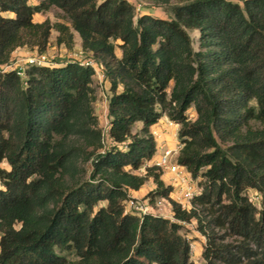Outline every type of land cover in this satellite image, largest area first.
I'll list each match as a JSON object with an SVG mask.
<instances>
[{"label":"trees","instance_id":"trees-1","mask_svg":"<svg viewBox=\"0 0 264 264\" xmlns=\"http://www.w3.org/2000/svg\"><path fill=\"white\" fill-rule=\"evenodd\" d=\"M32 1L0 0V264H194L180 233L192 221L203 264H264V208L246 194L264 202V0H137L168 19L136 16L129 0ZM53 8L67 23L34 21ZM52 31L69 51L76 33L102 69L105 135L90 67L3 70L18 48L47 52ZM162 118L179 127L177 164L202 179L189 211L156 168L135 173L156 155L150 129ZM149 178L145 198L167 200L173 221L124 214Z\"/></svg>","mask_w":264,"mask_h":264},{"label":"built area","instance_id":"built-area-1","mask_svg":"<svg viewBox=\"0 0 264 264\" xmlns=\"http://www.w3.org/2000/svg\"><path fill=\"white\" fill-rule=\"evenodd\" d=\"M142 8L141 4H136V12ZM66 62H77L81 66L90 67L94 74L105 79V75L98 64L91 58L89 53L81 49L74 50L67 54ZM58 64L52 62L45 53H38L36 50L16 49L12 55L9 64L3 67L4 71H15L21 79L25 78L26 69L31 66H56ZM160 121L151 128V134L156 143V155L147 163V167L156 168L163 175H169L168 184L172 187L171 199L178 203L182 209L189 211L192 208L193 198L201 192V188L195 184L187 170L177 164L179 143H175L173 148H164L161 145L162 127ZM169 127H174L172 136H177L178 125L167 120ZM175 132V133H174ZM256 195V193H255ZM257 196V195H256ZM124 214L135 215L142 217L146 214H152L167 218L173 221V213L169 207L167 200L159 198L151 203L149 199H136L129 197L124 203Z\"/></svg>","mask_w":264,"mask_h":264},{"label":"rangeland","instance_id":"rangeland-1","mask_svg":"<svg viewBox=\"0 0 264 264\" xmlns=\"http://www.w3.org/2000/svg\"><path fill=\"white\" fill-rule=\"evenodd\" d=\"M189 1H191V0H170V5H182V4H185ZM232 1L237 2L238 0H232ZM130 2L134 3L135 5L141 4V3L137 2L136 0H130ZM147 6L152 7L154 9V11L156 10V14H154L153 17L168 19L169 15L166 11L167 10L166 6H164V7H153L149 4H147L146 6L142 5L141 10L136 12V16L142 14L144 8H147ZM4 16H6V15L4 14ZM45 18L49 19V21L52 23H55L58 20L61 22L67 23V20L64 17V15L61 14V12H59V10L54 9V8L51 9V11L46 14ZM187 33L191 39V45H192L193 50L197 51L198 46H199V44H198V37H199L198 31L187 30ZM56 35L57 34L55 31L51 32L50 41H52L51 42L52 47L49 50H47V55L52 62H54L58 65H62L64 63H66V61L68 59L67 54L69 52L74 51V49L75 50H78V49H77L76 45H74V49L70 50V51L64 47H57L53 42ZM74 38L76 40L77 35H75ZM74 44H76V42H74ZM115 52L118 56H120V51L118 48L115 49ZM92 88L95 92V101L92 104L93 112H94V115L97 117L98 127L101 129L102 133L105 135V132L107 129V122H108L107 121V111H106V101H107V98L109 97V94H110L109 93V83L106 79H102L101 77L94 74L93 82H92ZM187 115H188L189 119L192 121L195 120L197 117L193 108L188 110ZM160 122L161 123L159 126L163 128L162 133H161L162 137L160 140L161 145L164 148H173L175 143H179L177 136L176 137L172 136L173 131H174V127H169L167 120L163 119V121H160ZM258 126H259V124L255 125V127H258ZM141 127H142V124H140V123L134 125L132 133H137L141 129ZM178 129H179V127H178ZM80 166L83 169V172L79 175L80 178L87 179L88 175H89V170H90L89 163L84 162L83 164H80ZM0 168L8 170L9 166L7 165V163L2 162V163H0ZM146 168H147V166H143L140 170L136 171L135 173L138 175L144 176L146 174ZM154 173L160 175V179L163 181V183L165 185L168 184L169 175H165V174L163 175L162 173H160L156 170H154ZM194 181H195V184H197V186L199 187L198 182L202 181V179L198 178ZM153 186H154V183L152 181V178H149L144 184V188H143L144 197L142 199H144L146 197V195L150 192V189ZM246 194H247L248 198H250V200L253 202V204L258 209L264 208V202L261 201V198L259 196L255 195L254 191L248 190ZM100 205H102V204H100ZM180 233L190 243V260L194 264H203L204 260L202 258V252H203V248L205 245V238L202 237L199 232H197L195 221H192L191 223H188V224H183Z\"/></svg>","mask_w":264,"mask_h":264},{"label":"crops","instance_id":"crops-1","mask_svg":"<svg viewBox=\"0 0 264 264\" xmlns=\"http://www.w3.org/2000/svg\"><path fill=\"white\" fill-rule=\"evenodd\" d=\"M130 1V0H129ZM137 1V0H136ZM37 2L35 0L32 1V4H36ZM143 6H146L147 4H144V3H141ZM142 14H147V15H150V16H153L154 14H156V10L154 11V9L152 7H148L147 8H144L143 10V13ZM6 16H10L9 14H5ZM45 19V16H40V15H36L34 16V21L35 22H42L43 20ZM77 35L76 33L74 34V36ZM56 37V36H55ZM55 40V38H54ZM52 41H50V45H49V48L48 50L52 47ZM54 42V41H53ZM74 42H76V47L77 49L80 48V38L78 37L77 35V39L75 40L74 38ZM55 44V43H54ZM75 50V49H74ZM164 120H167V118H162L160 121H163ZM143 188L144 186L139 189L138 191H133V190H130L129 191V196L132 197V198H136V199H142L144 197L143 195ZM155 188V185L150 189V191H152L153 189Z\"/></svg>","mask_w":264,"mask_h":264}]
</instances>
